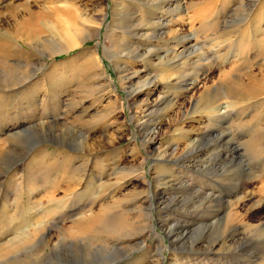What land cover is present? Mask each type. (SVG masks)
Returning <instances> with one entry per match:
<instances>
[{
    "label": "rangeland",
    "instance_id": "374dc122",
    "mask_svg": "<svg viewBox=\"0 0 264 264\" xmlns=\"http://www.w3.org/2000/svg\"><path fill=\"white\" fill-rule=\"evenodd\" d=\"M107 1L100 35L50 58L68 27H82L79 12L98 19L102 0H0V244L23 227L33 240L5 264H264V0ZM108 31L140 54L155 52L115 61L139 70V82H160L146 97L164 99L147 126L159 129L161 147L198 140L202 151L154 164L149 132L136 126L106 56ZM192 68L201 83L184 94L178 81ZM232 221L246 240L208 256ZM202 223L218 224L186 233ZM162 224L176 229L171 239ZM43 228L50 234L40 237Z\"/></svg>",
    "mask_w": 264,
    "mask_h": 264
},
{
    "label": "bare ground",
    "instance_id": "6f19581e",
    "mask_svg": "<svg viewBox=\"0 0 264 264\" xmlns=\"http://www.w3.org/2000/svg\"><path fill=\"white\" fill-rule=\"evenodd\" d=\"M120 1L113 0V3L114 4L115 3H118V2L120 3ZM139 1H145V0H139ZM108 5H109V3H108L107 0H102V2H101V8H99L100 11H99V13H97L98 14V19L95 18L94 16H90L92 14H86L87 12L85 13L83 11H82L83 12L82 13V12H79V10H78L79 13L77 14V17H79V18H77L78 19L77 21L81 23V26L83 28L82 27L80 28L79 26H75V27H71V28L68 27L69 30L67 29L68 31L66 30L67 32L61 35L62 42L56 43V50L55 51L54 50L52 51V49H51L52 53L51 54H46V55H48V57L51 58L52 56H55L57 54H61L63 52L64 53L65 52L66 53L71 52L75 48L80 47L87 39L89 40L90 38L93 39V38L98 37L100 35V31H101L102 27L105 25V22L107 20V17L109 16L108 9H107L109 7ZM174 9H176V12L177 13L179 11H183L182 10V5H179V4L176 5L174 7ZM174 9H173V11H174ZM129 15H130V13H129ZM130 16H131V18H134L135 19V15L131 14ZM99 17H101V18L99 19ZM65 19H66V17H65ZM158 19H159L158 21L160 22V23L158 22L159 24H161L162 26H164V24H165L166 26H164V27H167L169 21L166 24V22L164 23V21H162V19H160V18H158ZM153 22H157V21H153ZM162 23H164V24H162ZM153 24H156L157 25V23H153ZM110 26H108V27L110 28ZM157 26H159V25H157ZM132 27L135 28L136 25L135 24L134 25L132 24V26L130 28H132ZM153 27H154V25H153ZM138 28H141V27L137 25V28H135V30L138 29ZM114 34L115 33L112 32V31H108V33H107L106 43L104 45L105 53H106V56H108L109 58L110 57L112 58L113 62L115 63V68L117 69L118 74L121 75L119 77V80L122 83V85L124 86V88L128 90L129 103L135 109V118L134 117L133 118H134V120H136V123H135L136 126L138 128H140L141 130H145L146 133L149 132V135H146L144 137V140H145L146 144L147 143L149 144L150 149H153L152 150V153H153V157H155L153 159L154 164H156V162H159V161L173 162L174 160H176V158L177 159H180L182 157H185V159H186L190 154H192L194 152L195 153H198V152L202 151V150H199V146H198V142H197L198 140H192L191 142H189L183 148V150H179V147H177V146L176 147H173L172 150L167 149V148L163 149L161 147V144H162V141L161 140L162 139L158 136V134H159V131L158 130L159 129L157 127H153L154 125L153 126H150L149 128H147V126L149 125V121H150L149 118H150L151 115H155L156 114L158 116V114H160L159 108L162 106L164 99L161 96H158L155 99V101L153 102L152 100H150L149 98L146 97V96H151L153 93H155V92L158 91V89L160 88V82L157 79H153V78H148L147 80H145L143 82H139V81H137L139 79V76H140V73H141L139 70L134 69V68H131V66H129V65H122L121 66L120 64H117L116 61H115L117 59V57L119 56L120 53H126L127 56H130L131 54H133L132 57L137 56L141 60H145L148 57H151L152 54H154L155 52L149 51V52H144L143 54H140L142 52L140 51V49L138 47L133 46V43H129V44H126L125 45L124 43H122L121 41H119L118 38H116L114 36ZM173 34H177V33H173ZM137 35L138 36H144V35H142V33L139 30H138ZM163 38H165V36ZM187 40L189 41V39H187ZM26 42L27 43H25V44H28L29 46L30 45L32 46V44H33V41H30L29 39ZM36 45H37V43H36ZM42 45H43V43L40 41L38 43V45H37L38 46V49H40V48L43 49ZM175 45H177V44L175 43ZM172 51L174 52L175 51V48H173ZM91 54H92V57H94L95 59H97V60L100 59L99 61H102V58L100 56V53L98 52V48L95 51H93ZM166 54H168V53H165V57L162 58V60H164V59L166 60V58H169V55H166ZM157 55H159V54H157ZM173 55H174L173 60H177V59H179L181 57L182 54H179V53H177V51H175V53ZM39 65H41V64H39ZM106 75H107V78L110 77L108 74H106ZM176 75L179 76L178 75V72L176 73ZM172 76H174V75H171V76L169 75V77H166L167 80L171 79ZM199 79H200L199 76H197V73L193 70V68L190 71L189 70H186L182 74V76L180 77V79L178 81L181 84L180 86L178 85L179 90L183 91L184 94H187V93L189 94V93L193 92V90L196 87H198L200 85V83H201V79L200 80ZM136 82L138 83V85H136ZM219 108H220V110L216 114V116H218L217 118L218 119H221V118L224 119V118H226V117H224V116H226L225 115L226 114V110H224L225 107L222 106V107H219ZM209 114H211V111L209 112ZM216 116H215V118H216ZM37 128H39V127H37ZM32 129H34V128H32ZM29 130H31V129H29ZM29 130H26V131H29ZM26 131H21V133L22 132L24 133ZM21 133L20 132L19 133H16L15 135L12 136V138H15L18 135H21ZM148 136H149V139H147ZM181 160H183V159H181ZM175 162H178V161H175ZM183 164H185V163H183ZM175 178L176 177H174V179ZM70 189H71V187H70ZM210 192H212V193H209V195H206V196L204 195V196H205L206 199H208L209 201H211L210 202V204H211L213 202L218 201V199H216V197L214 196V193H215L214 190H212ZM198 196H199V193H198V195H196V193H195L193 199L195 200ZM200 199H202V198H200ZM202 201H203V199H202ZM221 202H222V205H223L224 209H226V211H227L226 214H227L228 213V208H229V205H230V201H228V199H227L224 202H223V200H221ZM51 203H49V204L51 205ZM18 207H20V206H18ZM16 208L17 207H15V209ZM59 209H61V208H59ZM17 211H19V210L17 209ZM11 218H12V221L15 220V219L17 220V218L14 217V216H12ZM231 223L235 224L234 221H232ZM36 224H37L38 227H41V224H38V223H36ZM217 224H215V225L213 224L214 226L213 225H210V224L209 225L208 224L207 225H203V223L202 224H199V225L197 224V226H195L196 230L189 231V232H186V233L194 234L196 232H199V231H202V230H205V229H209L210 230V229H213ZM168 226H170V224L169 225L168 224L167 225L162 224V227L165 230L168 229L167 230V233H168V236L171 239V236L172 237L174 236V233H175V230L176 229L172 228V226H170V227H168ZM175 226L177 227V225H175ZM238 226H240V225L239 224H235L233 226V230L236 231V232L233 231V232H231V234L229 233L226 236L220 237L218 240H216L215 241L216 243L214 242L215 244L213 245V248L208 249V251L210 252L208 254V256H213L214 255V252H212V251L213 250H216L215 248L217 246L218 247L219 246H223V249H225L226 252H228V253L235 252L236 249H239L240 246L238 248H235L234 246L237 243L241 245V243L246 240L247 234H245L244 232H243V234L241 232H238L240 230V228ZM35 227H36V225H35ZM38 227H37V229H38ZM34 230H35V228H34ZM28 231H27L26 228L23 227V228H20L18 231L16 230L15 232H13V234H12L13 236L10 234V231L4 232V234H7V235H8V232H9V234L11 235V237L8 238L5 243L0 244V259H3L4 258L3 259L4 261L1 260L0 261V264H5V262L7 260L9 261L10 259H15L17 257H20V255H18V254L23 251L22 249H26V248H28L30 246L29 245L30 244L29 243V240L31 239L30 238L31 237V234L29 235ZM49 231H46V229H44V231L42 233H40V231H39L40 237H44L46 234H50ZM32 232H34V231H32ZM186 233H184L183 235H186ZM36 234H37V236L35 238V241L38 239V235H39L38 234V231L35 232L33 235H36ZM143 234H141V235H139L137 237H134L136 239L131 244L135 245L138 240L144 238L145 235L143 236ZM7 235H5V236H7ZM240 237H242V238H240ZM46 238L47 239L45 241V245L43 247V250H47L48 248H50L49 236H47ZM3 239H5V238H3ZM1 242H3L2 239H0V243ZM200 243H201V241H199V242L196 241L193 244V246H192V247H194V248H192V249H194L193 251H199V250H201L203 248L202 244H200ZM220 243H222V244L219 245ZM172 246H173V243H172ZM6 249H9V250H6ZM4 251L6 252V254H5V256H2L1 257L2 252H4ZM6 255H7V257H6ZM123 257L126 258V257H129V256L127 254H125ZM116 261H114V262H116ZM114 262H112V263H114ZM109 264H111V263H109Z\"/></svg>",
    "mask_w": 264,
    "mask_h": 264
}]
</instances>
